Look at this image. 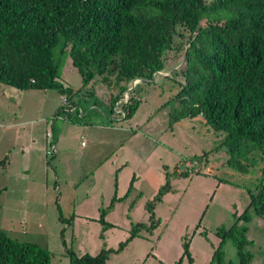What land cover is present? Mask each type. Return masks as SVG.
<instances>
[{
  "label": "rangeland",
  "instance_id": "obj_1",
  "mask_svg": "<svg viewBox=\"0 0 264 264\" xmlns=\"http://www.w3.org/2000/svg\"><path fill=\"white\" fill-rule=\"evenodd\" d=\"M181 64V52L166 51L165 66L149 82H131L140 103L129 118L116 105L109 111L115 91L98 78L92 93L86 92L89 85L80 88L69 56L58 77L72 90L80 88L74 105L63 108H75L69 118L54 115L63 96L55 89L20 90L0 83V159L5 154L8 163L6 174L0 167V186H8L0 194V229L46 248L49 264H68L69 252L92 255L115 248L135 223L143 227L122 249L110 251L103 264H176L183 241L191 264H219L212 258L217 247L221 263L238 264L231 239L219 245L216 233L236 220L237 227L246 228L248 264H264V218L249 209L247 221L240 216L261 162L255 155L247 173L227 166L222 135L201 116L169 124L177 106L175 79L182 82L171 73ZM25 137L34 139L27 158L19 153L18 139ZM51 138L53 151L45 142ZM16 174L22 175L17 179L34 174L35 188L22 192ZM164 184L149 219L146 203ZM102 211L106 223L99 221ZM179 264H188L185 255Z\"/></svg>",
  "mask_w": 264,
  "mask_h": 264
},
{
  "label": "trees",
  "instance_id": "obj_2",
  "mask_svg": "<svg viewBox=\"0 0 264 264\" xmlns=\"http://www.w3.org/2000/svg\"><path fill=\"white\" fill-rule=\"evenodd\" d=\"M172 50L181 52L182 64L171 74H179L182 82L175 79L177 106L169 124L201 116L222 135L225 164L241 173L248 172L257 155L259 176L240 216L247 221L249 209L264 218V0H0V83L20 90L55 89L66 104L54 115L69 118L75 108L69 112L64 106L74 105L72 97L81 87L89 85L86 92L92 93L98 78L114 88L109 111L116 105L123 118L131 117L140 103L131 82H149L165 66L164 53ZM66 56L80 75L75 90L58 80ZM5 162L3 156L1 168ZM166 189L167 184L159 187L147 201L149 219L154 201ZM103 212L99 221L106 223ZM141 227L131 226L115 248L102 247L92 255L69 252L68 264H103ZM245 229L234 220L216 230L219 245L231 239L238 264L250 259L243 248L249 241ZM183 255L191 264L187 241L176 264ZM214 257L223 264L218 247ZM0 264H49V252L0 229Z\"/></svg>",
  "mask_w": 264,
  "mask_h": 264
},
{
  "label": "crops",
  "instance_id": "obj_3",
  "mask_svg": "<svg viewBox=\"0 0 264 264\" xmlns=\"http://www.w3.org/2000/svg\"><path fill=\"white\" fill-rule=\"evenodd\" d=\"M18 125H22L21 123L20 124H18ZM105 126H107V125H102V127L103 128H106ZM50 137H51V135H50ZM21 139V140H20ZM52 139V138H51ZM29 141V142H28ZM18 142H19V145H20V150H19V153H20V155H21V157H26L27 158V155H28V152H29V148L30 147H27V145H28V143H33L34 142V139L33 138H29V137H25V138H19L18 139ZM45 142L48 144V143H50L53 147H54V144H55V142H54V140L52 139L51 141L50 140H45ZM80 146L81 147H84L85 145H82V143L80 142ZM24 147H26V148H24ZM119 147H121L120 145L118 146V148ZM28 148V149H27ZM53 150H54V148H53ZM3 154V153H2ZM3 156H6L5 154L3 155ZM26 165H28V162H26ZM7 167H8V163H7V161H6V163H5V165H4V167L3 168H1L2 170H3V172H4V174H6L5 172L7 171ZM22 171H26V169H22L20 172H22ZM94 173V172H93ZM17 176H15L14 177V179L16 180V181H21V184H22V189L21 190H23L22 192H25L26 194L27 193H29L30 191L29 190H31V189H33V188H35L34 187V184H35V179L33 180V177L35 176L34 174H32L31 176H25L24 178H20V179H17V178H19V177H21L22 175L21 174H16ZM6 177V176H5ZM23 183H25V184H29L28 186L27 185H24ZM8 189V186L7 185H1L0 186V194L2 193V192H5L6 190ZM34 192H35V190H34Z\"/></svg>",
  "mask_w": 264,
  "mask_h": 264
},
{
  "label": "built area",
  "instance_id": "obj_4",
  "mask_svg": "<svg viewBox=\"0 0 264 264\" xmlns=\"http://www.w3.org/2000/svg\"><path fill=\"white\" fill-rule=\"evenodd\" d=\"M61 101H62V104L63 105H65L66 104V100H65V98H64V96H61ZM74 108H71V110H73ZM70 111V110H69ZM79 112H80V110H79ZM82 143V142H81ZM48 145H49V147H50V150H52L53 151V146L50 144V143H48Z\"/></svg>",
  "mask_w": 264,
  "mask_h": 264
},
{
  "label": "clouds",
  "instance_id": "obj_5",
  "mask_svg": "<svg viewBox=\"0 0 264 264\" xmlns=\"http://www.w3.org/2000/svg\"><path fill=\"white\" fill-rule=\"evenodd\" d=\"M134 81V80H133Z\"/></svg>",
  "mask_w": 264,
  "mask_h": 264
},
{
  "label": "water",
  "instance_id": "obj_6",
  "mask_svg": "<svg viewBox=\"0 0 264 264\" xmlns=\"http://www.w3.org/2000/svg\"><path fill=\"white\" fill-rule=\"evenodd\" d=\"M136 80V79H135Z\"/></svg>",
  "mask_w": 264,
  "mask_h": 264
}]
</instances>
